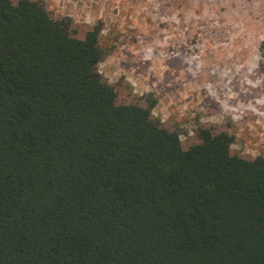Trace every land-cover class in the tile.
Instances as JSON below:
<instances>
[{"label": "trees", "instance_id": "obj_1", "mask_svg": "<svg viewBox=\"0 0 264 264\" xmlns=\"http://www.w3.org/2000/svg\"><path fill=\"white\" fill-rule=\"evenodd\" d=\"M80 30L0 0V264H264V156L213 126L185 148Z\"/></svg>", "mask_w": 264, "mask_h": 264}, {"label": "rangeland", "instance_id": "obj_2", "mask_svg": "<svg viewBox=\"0 0 264 264\" xmlns=\"http://www.w3.org/2000/svg\"><path fill=\"white\" fill-rule=\"evenodd\" d=\"M43 1L80 35L103 25L100 71L124 100L153 93L185 148L213 126L235 137L233 153L264 156V0Z\"/></svg>", "mask_w": 264, "mask_h": 264}]
</instances>
